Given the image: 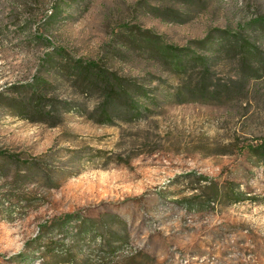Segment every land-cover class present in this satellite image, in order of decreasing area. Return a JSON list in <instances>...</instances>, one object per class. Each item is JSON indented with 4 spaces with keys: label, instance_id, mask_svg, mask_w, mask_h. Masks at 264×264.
Here are the masks:
<instances>
[{
    "label": "rangeland",
    "instance_id": "obj_1",
    "mask_svg": "<svg viewBox=\"0 0 264 264\" xmlns=\"http://www.w3.org/2000/svg\"><path fill=\"white\" fill-rule=\"evenodd\" d=\"M262 61L264 0H0V264L83 260L87 219L155 264H264ZM97 74L141 91L105 108Z\"/></svg>",
    "mask_w": 264,
    "mask_h": 264
},
{
    "label": "trees",
    "instance_id": "obj_2",
    "mask_svg": "<svg viewBox=\"0 0 264 264\" xmlns=\"http://www.w3.org/2000/svg\"><path fill=\"white\" fill-rule=\"evenodd\" d=\"M155 10V9H154ZM175 16H173V18H171V21L174 22H178L179 18L177 17L178 14L174 13ZM156 16L160 17V18H164L163 16H161L160 14H155ZM144 33H146L147 35H149V37H147L148 39H150L152 37V34L149 30H144ZM210 41L209 36L205 37L201 40H194L192 43L202 49L206 43H208ZM230 41V40H229ZM227 41L230 44V47L234 48L233 43L237 42L236 40L234 42L232 41ZM228 48V47H226ZM253 53L249 50H247L245 52V55L243 56V61H242V65L247 66V64L250 62L249 56H251ZM258 57L256 55H252V58ZM95 67L94 63H88L85 66V71L86 73L91 72V70H94L93 68ZM258 69L256 70V72H264V61L260 62L258 64ZM73 69H78V67H73ZM89 71V72H88ZM83 73V71H82ZM101 77V74H97L93 76V80L89 81L90 84L87 86V88L85 89H89V88H94L97 91H100L101 93H105V99L103 101L105 108L107 107H115V106H119V105H126L129 106V101L127 99V92L128 91H134V92H140L141 91V87L140 86H135L134 89H130L129 84H124V83H118V82H113L112 80L108 79L107 80H102L103 82H101L100 80H98L97 77ZM243 79H247V78H253L254 74L253 72H248L247 69H243L242 74H241ZM89 79V77L87 78ZM85 85V84H84ZM86 87V85L84 86ZM193 96L199 98V99H205L207 97H212L211 95V91L208 90L209 86L207 84H205V76L203 75V72H201V78L198 79V82L196 84H194V88H193ZM27 94V92H26ZM38 93L36 91V89L31 91V97L32 99L30 100L31 103H33V97L36 96ZM104 97V96H103ZM124 101V102H123ZM40 102V100H38V103ZM40 104L33 106L32 109L26 108V111H28V114L31 115L32 113H36L35 109L38 108ZM38 113H42L40 110L38 111ZM250 151H252L254 153L255 156H257L258 158L264 159V142L257 144V145H252L249 147ZM73 217V219H77L74 218V216L70 215V214H65L62 216V218H60L58 221L53 220L52 224L57 225V227H60L62 229H64L66 227V225L71 221V218ZM80 225L75 228V234H74V238L73 242L74 245L77 242V238L80 237L81 234H83V232H87L91 229V226L95 227L101 231L102 234V238L101 241L99 243V247L97 249L92 250V252L86 256L85 258H83V260L80 258L81 256V252L80 250H74L73 246L72 248L69 249H64L62 248V250L57 251L54 248L51 249V246L47 247V252L49 253H55L53 254L54 258H58L57 263L56 264H116L118 262V260H123L124 262H126L125 264H141L140 262L144 261L145 264H155V260L154 258H152L151 256L147 255V254H143L141 252H138L136 250L129 252L128 254H119L118 252V248L119 246L116 245L115 243H120L122 245L123 239L125 237H121V238H117L115 241L112 240V236L113 233L115 232H124L125 228H124V224L121 222H117L118 224L115 225V227L111 226V224H107V223H100L98 221H92L90 219H87L85 221H80L78 220ZM47 223V222H46ZM41 229H43V226L41 227ZM114 230V232H113ZM43 233V230L42 232ZM40 238V237H39ZM38 238V239H39ZM126 241V238H125Z\"/></svg>",
    "mask_w": 264,
    "mask_h": 264
}]
</instances>
